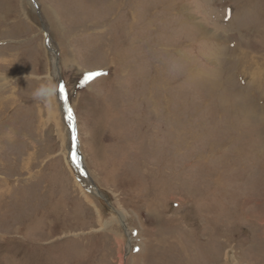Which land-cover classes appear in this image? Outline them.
I'll return each mask as SVG.
<instances>
[{
  "label": "rangeland",
  "instance_id": "374dc122",
  "mask_svg": "<svg viewBox=\"0 0 264 264\" xmlns=\"http://www.w3.org/2000/svg\"><path fill=\"white\" fill-rule=\"evenodd\" d=\"M34 2L0 0V264H264V0Z\"/></svg>",
  "mask_w": 264,
  "mask_h": 264
},
{
  "label": "clouds",
  "instance_id": "9594fccd",
  "mask_svg": "<svg viewBox=\"0 0 264 264\" xmlns=\"http://www.w3.org/2000/svg\"><path fill=\"white\" fill-rule=\"evenodd\" d=\"M0 43H6V41H0ZM33 79L38 81L32 93L33 97L49 106L53 105L58 88L55 79L47 76H35Z\"/></svg>",
  "mask_w": 264,
  "mask_h": 264
},
{
  "label": "bare ground",
  "instance_id": "6f19581e",
  "mask_svg": "<svg viewBox=\"0 0 264 264\" xmlns=\"http://www.w3.org/2000/svg\"><path fill=\"white\" fill-rule=\"evenodd\" d=\"M114 6V5H113ZM51 34V33H50ZM50 40V39H49ZM48 50H50V51H52L53 53H55V62H54V57H53V65H54V70H55V67H57V65H58V56H57V51H55V49L53 48V47H50L49 45H48ZM52 53V54H53ZM51 54V55H52ZM60 57V56H59ZM54 73H55V78H58V74H59V72L58 71H54ZM60 88L61 87H59L58 88V92H59V94L61 93V91H60ZM66 91V90H65ZM68 111V110H67ZM71 115V114H70ZM76 121V120H75ZM67 124V123H66ZM71 124H72V122H71ZM76 128V127H75ZM78 128V127H77ZM70 137V136H69ZM72 143H73V145H72V150H74V145H75V140L73 139V136H72ZM66 159H67V161L74 167V169H76V170H78V171H80L79 170V164L81 163V159H80V157H79V155L77 154V152L74 150V152H73V154H68L67 156H66ZM86 171V170H85ZM87 172V171H86ZM87 176H88V173H87ZM88 178L90 179V177L88 176ZM81 179L83 180V182L85 181L88 185H89V183H88V180L84 177V176H82L81 177ZM91 181V180H90ZM92 182V181H91ZM89 187V189H90V191H93V192H96V194L98 195V196H102V195H104L100 190H98V189H96V188H94V187H90V185L88 186ZM125 227V226H124ZM129 229L128 228H126V233L127 234H129L128 236H130V233H129V231H128ZM128 245H130L131 243H132V238H129V240H128Z\"/></svg>",
  "mask_w": 264,
  "mask_h": 264
},
{
  "label": "water",
  "instance_id": "95a60500",
  "mask_svg": "<svg viewBox=\"0 0 264 264\" xmlns=\"http://www.w3.org/2000/svg\"><path fill=\"white\" fill-rule=\"evenodd\" d=\"M34 2V0H32ZM35 4V2H34ZM59 86H61V84L59 83ZM58 86V88H59ZM60 99H61V105H62V111L65 113V115L69 118L70 117V114L67 112L65 106H64V103H63V95L60 94ZM70 119V118H69ZM72 121V136H73V139L75 140V151L77 152V154L79 155L80 159H81V156L79 154V149H78V140H77V136H76V129H75V123L73 122V119H70ZM82 160V159H81ZM79 170L80 172L82 173V175L88 180V183L91 187H94V184L90 181V179L88 178L87 176V173L84 169V166H83V162L81 161V163L79 164Z\"/></svg>",
  "mask_w": 264,
  "mask_h": 264
},
{
  "label": "snow or ice",
  "instance_id": "6c2138e0",
  "mask_svg": "<svg viewBox=\"0 0 264 264\" xmlns=\"http://www.w3.org/2000/svg\"><path fill=\"white\" fill-rule=\"evenodd\" d=\"M92 75L94 76V75H98V74L93 73ZM60 91H61V93H64V92H65V89H64V86H63V85H61ZM65 100H67V97H66V96H65ZM69 112L71 113V110H70V109H69ZM69 118H70V119H73L74 117H72V116L70 115Z\"/></svg>",
  "mask_w": 264,
  "mask_h": 264
},
{
  "label": "crops",
  "instance_id": "0c3cea01",
  "mask_svg": "<svg viewBox=\"0 0 264 264\" xmlns=\"http://www.w3.org/2000/svg\"><path fill=\"white\" fill-rule=\"evenodd\" d=\"M94 193H96V192H94ZM97 195V194H96ZM98 196V195H97Z\"/></svg>",
  "mask_w": 264,
  "mask_h": 264
}]
</instances>
